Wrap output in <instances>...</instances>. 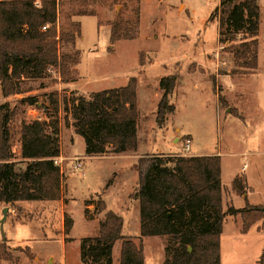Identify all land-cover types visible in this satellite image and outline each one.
<instances>
[{
  "label": "rangeland",
  "instance_id": "1",
  "mask_svg": "<svg viewBox=\"0 0 264 264\" xmlns=\"http://www.w3.org/2000/svg\"><path fill=\"white\" fill-rule=\"evenodd\" d=\"M57 1L61 4L59 22H64V18L75 11L92 14L81 20L82 35L76 40L75 48H60L61 53L80 51L74 78L76 80L79 73L80 90L84 94L59 88V73L50 68L44 78L29 82L30 92L5 99L0 95V104L9 102L11 106L24 96H36L46 110L25 107L23 121L34 119L33 110L43 118H57L62 138V198L31 208L0 203V221L5 207L9 217L0 224V243L4 236L12 240L6 247L13 259H18L19 264H46V258L50 256L53 258L50 264H82L80 241L98 236V223L104 215L96 209L99 198L110 206L107 210L118 212L123 219L121 235L134 238L133 242L138 244L140 223L131 206L132 201L125 202L126 212L123 209V201L133 190L137 177L134 159L115 158L110 147L104 154L86 156L83 139L76 136L72 140L70 135V131H74L72 99L79 95L89 99L93 92L123 87L129 78L137 81L139 112L136 128L139 148L135 153H129L130 156L173 158L192 157L193 153L199 156L216 154L221 159L224 189L232 175L246 168L250 186L259 195L264 194V0H258V68L247 74L234 64L226 48L228 43H218V34L225 30L220 21L221 12L215 11L220 0ZM136 10L140 11L136 39L109 44V25L119 18L132 27ZM80 17L69 16L75 22ZM247 39L250 40L243 33L236 36L237 43ZM174 74L178 80L168 100L175 110L167 114L159 129L155 123L161 96L158 81ZM54 93L58 100L57 113L50 106ZM19 124L20 121L11 123L12 152L19 162L18 168L24 169L27 162L20 157ZM186 139L191 141L188 152L184 151ZM77 163L81 164V169H75ZM225 197L224 210L228 207L230 193H225ZM242 204L244 206L243 198L233 199L234 207ZM65 217L72 220L68 235L63 233ZM230 217L224 221L220 239V264H260L261 260L264 263V234L252 230L243 235L240 225L233 224ZM10 219L12 223L30 226L12 224ZM256 224L260 225V222ZM60 239L66 245L65 257ZM120 245L119 241L114 245L113 264H119ZM142 245L143 264H163L175 247L167 237L145 238ZM0 264L9 263L0 261Z\"/></svg>",
  "mask_w": 264,
  "mask_h": 264
},
{
  "label": "trees",
  "instance_id": "2",
  "mask_svg": "<svg viewBox=\"0 0 264 264\" xmlns=\"http://www.w3.org/2000/svg\"><path fill=\"white\" fill-rule=\"evenodd\" d=\"M60 6L57 0H0L2 98L30 92L29 82L44 78L50 68L58 71L62 83L75 80V67L80 63L81 53L79 50L61 53L60 48L74 49L76 40L81 37L80 23L69 16L92 14L75 11L66 16L64 22H59ZM215 11L221 12L220 21L225 25V30L218 34V43H228L226 48L243 74L255 71L258 68V0H220ZM139 12L135 11L132 27L119 18L109 25V44L136 39ZM239 33L250 40L237 43ZM177 80V74L159 80L161 96L155 114L159 129L167 114L175 110L168 99ZM136 90L137 81L130 78L124 87L93 93L89 99L81 95L72 99L74 133L83 139L86 156L104 154L107 147L113 154L136 151L139 120ZM29 106L46 110L36 96H24L13 106L9 102L0 104V203L4 205L57 202L62 198L63 176L53 163V159L60 156L59 121L45 117L41 121L25 122L22 115L24 108ZM50 106L54 113L58 112L56 93ZM13 121H20V157L27 162L24 169L18 168L19 162L12 152ZM134 169L137 179L129 200L139 204L138 244L133 242L134 238L121 235L122 218L106 211L104 201L99 198L96 209L104 215L98 223V236L80 241L82 264H113V248L118 241L121 242L119 264H143L142 240L150 237H167L175 245L163 264H220V236L227 216H240L241 234H246L257 222L261 223L258 229L264 234V212L261 211L264 206L248 204L244 175H237L231 181V190L243 198L244 206L223 209L218 155L173 158L151 155L138 158ZM71 229L72 220L65 217L64 235ZM0 261L19 264V260L13 259L7 251L4 237L0 243Z\"/></svg>",
  "mask_w": 264,
  "mask_h": 264
},
{
  "label": "crops",
  "instance_id": "3",
  "mask_svg": "<svg viewBox=\"0 0 264 264\" xmlns=\"http://www.w3.org/2000/svg\"><path fill=\"white\" fill-rule=\"evenodd\" d=\"M83 17H86V16H82V17H80V18H78L77 20H78V22L80 23V26H81V20L83 19ZM97 26H98V24H97ZM105 27H108V26H105ZM99 28V27H98ZM108 30H109V27H108ZM81 35H82V32H81ZM77 69V72H78V67L76 68ZM141 72V71H140ZM140 74V73H139ZM78 78L76 79V80H74V81H70V82H67V83H62V82H60L59 84H58V87L59 88H63V89H68V90H70V91H77L78 93H80V94H84L81 90H80V85L82 84L81 83V78H80V76H79V73H78V76H77ZM163 77H166V76H163ZM163 77H161V78H163ZM160 78V79H161ZM130 79V78H129ZM129 79H127L126 80V85H127V83H128V81H129ZM159 79V80H160ZM158 83H159V81H158ZM125 85V86H126ZM124 87V86H123ZM120 88V87H119ZM113 89H116V88H113ZM137 91V90H136ZM96 92H99V91H96ZM96 92H93V93H96ZM158 97V96H157ZM136 134H137V132H136ZM70 135H71V139L72 140H74V139H76V136H78V135H76L75 133H74V131L73 130H71L70 131ZM80 137V136H79ZM59 140H60V146H61V140H62V138H61V132H60V128H59ZM139 148V145H138V142H137V149ZM136 149V150H137ZM132 153H135V151L134 152H132ZM212 155H216V154H212ZM192 156H199L198 154H195V153H193L192 154ZM115 158H123V157H127V158H132V159H134V164H135V162H136V160L139 158V156H130L129 155V153H126V154H115V156H114ZM245 172H246V168H244L243 170L242 169H239V171H238V173L237 174H235V175H232L231 176V178H230V181L228 182V187L227 188H225L224 189V187H223V185H222V182H221V186H222V207L223 208H225V206H226V204H227V201H226V197H225V193H230V198L228 199V206H233L234 207V205H233V199L234 198H238L239 196H237L232 190H231V181L233 180V178L235 177V176H237V175H244L245 176V178H246V182H247V186H248V190H247V201H248V204L249 205H251V206H255V207H257V206H264V194H262V195H259V193H257V191H256V189L254 188V187H252V186H250V183H249V181H248V179H247V176L245 175ZM61 173H62V171H61ZM221 174H222V170H221ZM136 179H137V177H136ZM136 179H135V182L133 183V185H132V189H134L135 188V185H136ZM110 190V188L107 190V191H109ZM133 191V190H132ZM132 191H131V193H132ZM130 193V194H131ZM129 194V195H130ZM129 195H127L126 196V200L125 201H123V209L125 210V212H126V205H125V202H127L128 200H129ZM111 197H112V195H111ZM240 198V197H239ZM43 202H51V201H30V202H17V203H15V205L17 206V207H20V208H31V207H34V206H36V204H39V203H43ZM104 203H105V207H106V211H110V210H107V207L109 206L108 204H106V202L104 201ZM4 205V204H3ZM131 206H132V208H133V210H134V214H135V216H136V219L138 220L139 219V204H138V202H136V201H133L132 202V204H131ZM243 207V204L241 205V206H236V207H234V208H236V209H240V208H242ZM109 208H110V206H109ZM112 211H114V210H112ZM111 211V212H112ZM114 213V212H113ZM115 214V213H114ZM117 214H118V212H117ZM116 214V215H117ZM118 216V215H117ZM120 217V216H119ZM9 218V217H8ZM8 218H6V219H8ZM231 218V220L233 221V224H235L236 226H239L240 225V227H239V230L241 229V218H240V216L238 215V216H235V217H230ZM12 219H10V221H11ZM123 220V219H122ZM226 220V218L224 219V221ZM11 223H12V221H11ZM12 224H15V225H18V226H27V225H29V224H21V222H14V223H12ZM261 224V223H260ZM224 222H223V228H222V234H221V236L223 235V233H224ZM30 226V225H29ZM260 225H257V224H254L251 228H250V230L246 233V234H248L249 232H251L252 230H255L256 231V233H262L260 230H258V227H259ZM123 227V226H122ZM246 234H243V235H246ZM221 236H220V239H221ZM4 238L6 239V243L7 244H12V240L10 239V238H8V237H6V236H4ZM143 239H145V238H143ZM61 240V242L64 244V257L66 256V253H65V243H64V241L62 240V239H60ZM51 260H53V258L52 257H47L46 258V264H50V261ZM264 264V263H263Z\"/></svg>",
  "mask_w": 264,
  "mask_h": 264
},
{
  "label": "built area",
  "instance_id": "4",
  "mask_svg": "<svg viewBox=\"0 0 264 264\" xmlns=\"http://www.w3.org/2000/svg\"><path fill=\"white\" fill-rule=\"evenodd\" d=\"M42 30L45 31L46 27H42ZM33 113H34L33 114L34 119L39 120V121H41L43 119V117L39 113H37V111L33 110ZM190 142H191L190 139L185 140V142H184V151L185 152H188L190 150ZM61 162H62V158L60 156L53 159L54 165L59 167V169H60ZM74 167H75V169H79V168L81 169V164L77 163ZM60 171H61V169H60ZM52 264H59V263H52Z\"/></svg>",
  "mask_w": 264,
  "mask_h": 264
},
{
  "label": "water",
  "instance_id": "5",
  "mask_svg": "<svg viewBox=\"0 0 264 264\" xmlns=\"http://www.w3.org/2000/svg\"><path fill=\"white\" fill-rule=\"evenodd\" d=\"M262 17L264 18V14L262 15ZM261 211L264 212V207L261 208ZM7 213H8V208L7 207L3 208V210H2V219L0 221V224H2L3 222L6 221Z\"/></svg>",
  "mask_w": 264,
  "mask_h": 264
}]
</instances>
